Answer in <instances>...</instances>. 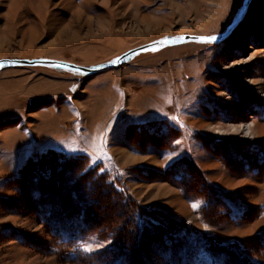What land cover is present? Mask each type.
Masks as SVG:
<instances>
[{"label": "rangeland", "instance_id": "374dc122", "mask_svg": "<svg viewBox=\"0 0 264 264\" xmlns=\"http://www.w3.org/2000/svg\"><path fill=\"white\" fill-rule=\"evenodd\" d=\"M242 2L0 0V59L97 67L221 36ZM178 247L264 264V0L220 42L92 75L0 65V264H178Z\"/></svg>", "mask_w": 264, "mask_h": 264}, {"label": "water", "instance_id": "95a60500", "mask_svg": "<svg viewBox=\"0 0 264 264\" xmlns=\"http://www.w3.org/2000/svg\"><path fill=\"white\" fill-rule=\"evenodd\" d=\"M249 3H250V0H243L242 7L238 15L234 19V21L228 28V30L223 35L218 36V39L216 41H212V42H220L232 33V31L238 26L239 22L241 21L245 12L247 11ZM200 37H208V36L185 33V34L172 35V36H167L164 38L156 39L146 44L129 49L126 52L119 55L118 57H116L115 59L102 63L97 67H86V66L78 65L73 62L63 61V60H58V59H51V58H35L31 60L30 59H18V58H1L0 65L10 64V65L24 66V65L40 64V65L54 66L58 68H63V69H67V70H71L75 72H81V73H85L88 75H92V74L116 67L117 65L125 62L130 56H132L136 52L144 51V50H148V49H152L156 47H161V46H165L167 44L176 43V42H187V41L204 42L200 40Z\"/></svg>", "mask_w": 264, "mask_h": 264}, {"label": "trees", "instance_id": "16d2710c", "mask_svg": "<svg viewBox=\"0 0 264 264\" xmlns=\"http://www.w3.org/2000/svg\"><path fill=\"white\" fill-rule=\"evenodd\" d=\"M202 245V244H201ZM169 246H171V248H174L173 246H174V244H171V245H169ZM200 246V245H199ZM203 246V245H202ZM227 246H224V245H221V244H219V248H218V251H220L221 253L223 252V256H225V257H227V258H229V254H231L232 252H230L229 251V249L230 248H228ZM206 250H209V251H215L212 247H206L205 248ZM181 249L178 247L176 250H172V252L173 251H175V253H174V258H175V256L177 255V253H179V252H182L183 254H185L184 255V258L183 259H181V261L178 263V264H189L190 263V261H189V258H190V255H192L193 253H189V251H188V249L187 248H184L182 251H180ZM190 250V249H189ZM194 251H196V250H193V252ZM224 252L226 253V254H224ZM230 252V253H229ZM220 254V253H219ZM180 254H178V256H179ZM232 255V254H231ZM232 258H233V260H234V255L232 256ZM226 260V259H225ZM228 260V259H227ZM229 260H230V258H229ZM232 260V259H231ZM173 261V260H172ZM171 261V262H172ZM177 262H178V260H177ZM189 262V263H188ZM234 263V262H233ZM243 263V262H242ZM116 264H121V262H116ZM172 264H174V263H172ZM244 264H246V263H244Z\"/></svg>", "mask_w": 264, "mask_h": 264}, {"label": "snow or ice", "instance_id": "6c2138e0", "mask_svg": "<svg viewBox=\"0 0 264 264\" xmlns=\"http://www.w3.org/2000/svg\"><path fill=\"white\" fill-rule=\"evenodd\" d=\"M217 39H218L217 36L200 37V40L204 42H212V41H216Z\"/></svg>", "mask_w": 264, "mask_h": 264}]
</instances>
